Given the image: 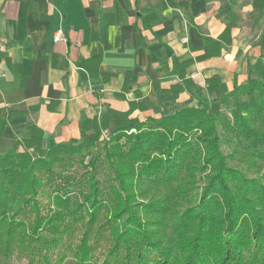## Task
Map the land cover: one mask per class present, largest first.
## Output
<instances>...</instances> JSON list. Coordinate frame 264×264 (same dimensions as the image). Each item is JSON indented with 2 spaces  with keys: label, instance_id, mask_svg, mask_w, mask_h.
<instances>
[{
  "label": "trees",
  "instance_id": "trees-1",
  "mask_svg": "<svg viewBox=\"0 0 264 264\" xmlns=\"http://www.w3.org/2000/svg\"><path fill=\"white\" fill-rule=\"evenodd\" d=\"M229 32L230 28H227L224 34L229 35ZM227 42L231 43L229 37ZM189 63L174 65L181 82L162 91L177 97L187 90L194 96L195 103L159 118L149 117L146 122L133 116L136 109H146L143 102H129L127 110L109 107L92 118L82 115L80 138L57 142L50 147L44 146V130L33 125L30 136L23 141L37 157L47 160L37 159L33 163L27 153L0 154V163L12 157L28 161L24 174L31 181L28 186L30 196L21 202L16 212L22 213L28 204L24 212L39 214L32 231L17 234V228L22 224L13 220L9 212L16 206L10 195L19 186L11 187L1 182L0 238L7 234L9 242L17 237L24 241L28 235L30 241L35 239L39 243L33 251L42 254V251H51L61 244L63 231L60 227L67 229L74 220L80 219L81 210L89 214L93 222L101 207H106L101 196L106 192L97 176L98 155L90 162L88 167L91 169L82 176H66L59 184L55 183L54 177H49L48 180L55 183L51 190L55 194V209H49L51 212L44 216L36 206L35 185L42 180H35V169L46 164L49 170L54 162L70 166L72 153L96 147L109 134L104 157L115 184L110 187L112 212L107 218L115 239L110 249L114 260L106 259L103 264H264V183L259 178H249L237 168H230L225 161L226 155L220 150L222 141L232 144L227 138L228 132L235 133L243 139L238 142L241 149H247L253 156L264 160V122L261 130L257 126L264 116V79H258L250 72L244 83L235 79L233 89L224 93L218 74L206 80L205 88L188 77L185 68ZM153 83L157 85L156 81ZM227 111L232 113V121ZM6 123L7 119L0 117V135ZM131 129L136 132L129 133ZM199 130L202 131L200 134ZM121 139L127 145L125 151L121 150ZM199 142L207 154L202 161L194 158L200 152ZM192 159L195 164H191ZM208 167L213 168V173L204 175L205 186L193 207L181 212L173 210L170 197L146 202L137 200L133 178L136 183L148 181L171 191L173 182L178 185L184 173H189L190 188L198 189L196 183L201 176L196 177L197 172ZM75 190H79L83 198L77 204L70 196ZM45 227L50 233L42 235ZM87 230L86 227L76 257L82 264H94ZM182 230L189 232L186 239L178 235ZM12 252L11 246L4 249L0 246L5 263H9ZM40 254L23 257L29 264H35V258ZM42 257L45 262L50 260L47 253Z\"/></svg>",
  "mask_w": 264,
  "mask_h": 264
},
{
  "label": "crops",
  "instance_id": "crops-1",
  "mask_svg": "<svg viewBox=\"0 0 264 264\" xmlns=\"http://www.w3.org/2000/svg\"><path fill=\"white\" fill-rule=\"evenodd\" d=\"M0 34V147H16L33 125L50 147L79 138L82 115L129 102L159 115L192 104L187 90L162 91L181 82L177 63L189 61L187 76L203 88L215 74L223 92L235 76L247 80L264 49V0H0Z\"/></svg>",
  "mask_w": 264,
  "mask_h": 264
},
{
  "label": "rangeland",
  "instance_id": "rangeland-1",
  "mask_svg": "<svg viewBox=\"0 0 264 264\" xmlns=\"http://www.w3.org/2000/svg\"><path fill=\"white\" fill-rule=\"evenodd\" d=\"M264 40L263 34H261L259 40H257L256 45H262ZM252 72V74L258 79H264V49L261 50V55L258 58L257 65L251 68L249 66L247 74ZM248 78V77H247ZM236 79V78H235ZM234 79V81H235ZM237 80V79H236ZM222 81V79H221ZM233 81V87H234ZM238 81V80H237ZM246 81V80H245ZM244 81V82H245ZM242 82V83H244ZM238 83H240L238 81ZM232 87V89H233ZM221 88V85H220ZM231 89V90H232ZM222 90V88H221ZM223 92V91H222ZM229 92V91H228ZM227 93V92H224ZM195 103V102H191ZM145 108L147 109V104L143 102ZM145 109V110H146ZM154 109V106L152 107ZM139 110V109H136ZM135 110V111H136ZM145 110H141L145 112ZM134 111V112H135ZM222 111L226 113V109L222 108ZM133 112V116H136L141 121H147L149 117L159 118L163 113L157 114L156 112H150L146 110V113L142 115H135ZM227 116L229 120L232 121V113L227 111ZM258 126V130H261V124L264 122V116L262 118ZM221 128V126H220ZM223 130H219L222 132ZM129 133L136 132V129H131L128 131ZM176 133H181L180 130H175ZM202 131L199 130L198 134ZM105 136V135H104ZM109 134H106L104 139H101L100 142L96 147H91L89 149H85L81 153H72V165L70 166H62L59 162H54L50 169H47V165L44 164L40 168H36V176L35 180H42L37 183L36 190L37 195L35 196L36 200L38 201V206L40 208V214L44 216L45 214L51 212L50 210L55 209V204L53 202V198L55 194L51 192L55 183H63L62 179L66 176L75 175L76 177L82 176L86 170H90L91 168L88 167L90 162L94 157L98 155L97 159V176L98 179L101 181V187L104 188L106 193H103V202L106 207H101L98 212L96 219L91 222V217L89 214L85 213L83 210L80 212L82 216L78 220H74L70 227L68 226L65 229L63 226L60 227V230L63 231L62 235H60L61 244L58 247H54L51 251L37 253L33 251L34 246H38V242L34 239L30 241L28 235H25V240L22 241L20 237H17L15 240L9 242L10 237L7 234L1 236V248H7L11 246L13 248V252L9 257V263H5L3 259V254L0 253V264H29L28 260L23 256L31 255V254H40L36 256L35 264H82L78 261V257H76V253L79 252L80 246L82 243V239L85 236V228L87 227V234L89 235V243L92 247V260L94 264H103L106 259L114 260V257L110 255V249L114 246V233L112 228L110 227V223L108 218L112 212V202L110 201L109 194L111 192L110 187L112 184H115L114 180L112 179V175L110 174V170L107 168L108 163L106 158L104 157V147L107 145L106 141L108 140ZM80 138V137H79ZM73 138V139H79ZM227 138L232 140V144L228 142L222 141L220 144V150L226 156V163L230 168H237L240 172L244 173L249 178H259L264 183V160L259 159L260 157L253 156L248 152L247 149H241L239 147L238 142H240L241 137L236 135L235 133L231 134L228 132ZM69 141V140H68ZM108 142V141H107ZM122 144V149L125 151L127 149V145L125 144L124 139L120 140ZM196 143V142H195ZM76 145L78 143H75ZM115 144V143H111ZM44 146L49 147L46 145L44 141ZM196 147V146H195ZM197 147H199L200 152L194 155V158H198L201 161L204 160L206 154L205 147L201 142L197 143ZM5 151V152H4ZM8 152H12L18 155L22 154H29L31 158V162H36L37 159L47 160L45 157H37L35 153L31 149H27L24 141L20 142L16 147L9 148L8 150L3 149L0 147V154H5ZM58 155V154H57ZM56 156V155H55ZM191 164H195V161L192 159ZM106 165V166H105ZM28 166V161L25 159L18 160L17 158H10L0 163V183L4 182L11 187L18 185L19 187L16 188L14 193H11L10 200H13V203L16 206H13L9 212V215H12L13 220H19L21 222V226L16 232L17 234L21 232H30L32 231L36 219L39 217V214L35 212H24V209L27 207L25 205L22 213L16 212L18 207L21 206V202L28 198L29 195V184L31 181L27 179V176L24 174V170ZM122 170H126V168H122ZM135 170V169H134ZM136 171H138V166H136ZM213 168L208 167L206 170L201 172H197L196 177L201 176L199 182L196 183L198 189H191V181L189 177V173H184V175L178 180V185L176 182H173L171 186V191H169L165 186L162 185H154L145 181L144 183H136V179L133 178V182L135 184L134 192H137V200L140 202L152 201V200H159L164 199L167 200L169 197L171 199V206L173 210L183 211L186 208L193 207L199 200L201 196V192L203 187L205 186V179L204 175L212 174ZM196 174V173H195ZM54 177L55 183L49 181L48 179ZM12 181V182H11ZM193 181V180H192ZM24 188V189H23ZM80 190V189H79ZM79 190H75L70 193L72 196L73 201H76L75 204L78 202H82L83 198ZM177 190V192H176ZM85 192L87 189L84 190ZM176 194V195H173ZM50 209V210H49ZM15 212V213H13ZM42 235L46 233H50V231L45 227L44 230L41 231ZM182 239H186L189 235L188 231H181L178 234ZM47 253V256L50 258L48 262H45L43 256ZM78 256V254H77ZM30 257V256H29Z\"/></svg>",
  "mask_w": 264,
  "mask_h": 264
},
{
  "label": "built area",
  "instance_id": "built-area-1",
  "mask_svg": "<svg viewBox=\"0 0 264 264\" xmlns=\"http://www.w3.org/2000/svg\"><path fill=\"white\" fill-rule=\"evenodd\" d=\"M64 27L61 26L53 35V41L57 42L64 39ZM8 52V47L5 38L0 34V54ZM4 75V74H2Z\"/></svg>",
  "mask_w": 264,
  "mask_h": 264
}]
</instances>
